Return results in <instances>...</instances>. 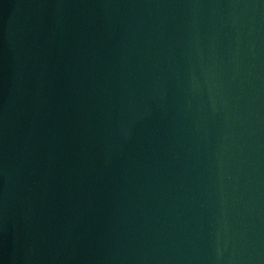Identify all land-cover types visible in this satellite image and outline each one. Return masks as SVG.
Listing matches in <instances>:
<instances>
[{"label": "water", "instance_id": "obj_1", "mask_svg": "<svg viewBox=\"0 0 264 264\" xmlns=\"http://www.w3.org/2000/svg\"><path fill=\"white\" fill-rule=\"evenodd\" d=\"M44 264H264V0H54Z\"/></svg>", "mask_w": 264, "mask_h": 264}]
</instances>
